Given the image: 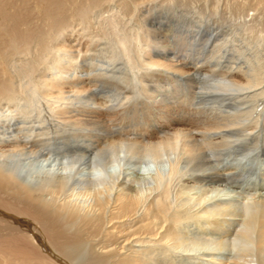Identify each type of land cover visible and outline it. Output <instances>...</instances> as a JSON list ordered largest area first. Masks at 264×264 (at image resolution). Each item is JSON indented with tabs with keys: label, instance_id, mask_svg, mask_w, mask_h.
<instances>
[{
	"label": "bare ground",
	"instance_id": "6f19581e",
	"mask_svg": "<svg viewBox=\"0 0 264 264\" xmlns=\"http://www.w3.org/2000/svg\"><path fill=\"white\" fill-rule=\"evenodd\" d=\"M262 152L264 0H0V264H264Z\"/></svg>",
	"mask_w": 264,
	"mask_h": 264
},
{
	"label": "rangeland",
	"instance_id": "374dc122",
	"mask_svg": "<svg viewBox=\"0 0 264 264\" xmlns=\"http://www.w3.org/2000/svg\"><path fill=\"white\" fill-rule=\"evenodd\" d=\"M163 84H164V82H162ZM121 86H123V84H120ZM179 85V87H181V85H182V87L180 88L181 89V93L183 94V96H187L188 95V90L186 89V85H185V83H183V84H178ZM187 91H186V90ZM124 91V90H123ZM106 93H104V95H105ZM134 94V95H133ZM135 94H136V96H135ZM103 94H101L100 96L98 95V96H95L94 98H95V100L97 101V102H100V100H101V105H100V108H99V111L97 112V114L99 115V117L100 118H102V119H104L105 121H106V123H109L108 124V126H110V128H112L113 130H116V128H117V130L118 129H121L122 128V126H123V128H124V130H127V131H132V132H134V133H136V134H132V137H134V136H139V135H141L144 131H143V129L146 127L147 129H149L148 128V125H145V124H148V123H145L146 121L147 122H149V121H155V119L156 120H158L157 119V117L156 116H154V115H151L150 113V111H148L147 113H148V115H147V113H146V116H145V114H141V113H138L137 115H136V113L137 112H135L136 111V109L138 108V109H140V108H142L145 104H143V106L142 105H140V102H142V100L144 101L145 100V97H143L142 95H140V93L139 92H137V90L136 89H134V93H130V96L133 98V96L135 97V98H133V100H135L136 102H137V100H138V102L134 105L135 106V108L133 107V109H132V107L131 106H133V104L135 103V101L133 102L132 101V98L129 100V101H127V103L125 104V105H123L122 107L120 106V108L119 107H117V110H111V109H109V108H107V106H109L110 104H112L111 103V100H112V98H110L109 99V97L107 98V97H105ZM103 97H105V101H104V98ZM186 98V97H185ZM100 99V100H99ZM103 99V100H102ZM109 99V100H108ZM108 100V101H107ZM107 101V102H106ZM109 101H110V104H109ZM131 101V102H130ZM133 102V103H132ZM105 103V104H104ZM115 103H117L116 101H115ZM114 103V104H115ZM138 103H139V106H138ZM148 104V103H147ZM104 106V107H103ZM106 106V107H105ZM127 106V111H125L124 109H126V108H124V107H126ZM130 106V108H128ZM137 107V108H136ZM148 107H150V106H148ZM122 109V110H121ZM129 109V110H128ZM125 112H124V111ZM113 111H115L117 114H115V113H113ZM119 113H118V112ZM133 113H132V112ZM128 112V113H127ZM132 113V116L131 117H133V119L130 117V115L129 114H131ZM124 114V115H123ZM150 114V115H149ZM109 115H111V116H109ZM113 115L114 116H118L117 117V119H116V117H114V120H112L113 118ZM122 115V116H121ZM138 115H139V117H138ZM108 116V117H107ZM124 116V117H123ZM150 116V117H149ZM152 116V117H151ZM106 117V118H105ZM111 117V118H110ZM123 117V118H122ZM138 117V118H137ZM148 117V118H147ZM137 118V119H136ZM159 121H162V119H159ZM151 123H153V122H151ZM125 126V127H124ZM140 127V128H139ZM123 128H122V130H123ZM141 132V133H140ZM255 156H251V157H249V160L250 159H255L254 158ZM254 167H257L258 168V170H257V172L258 173H254V174H252V175H250L249 176V178L248 179H246V177H242V180L241 181H239V182H233L232 184L231 183H229V186H230V188H232V189H235V190H237V191H239L238 193H241L242 195H250V196H254L255 195V193L256 194H258L257 192H260V191H264V153L262 152L261 153V155L259 156V159H256L255 160V162H254ZM249 174V173H248ZM251 174V173H250ZM244 178V179H243ZM250 180V181H249ZM234 184V185H233ZM244 184V185H243ZM240 185H242L241 187H240ZM248 187H247V186ZM255 196H257V195H255Z\"/></svg>",
	"mask_w": 264,
	"mask_h": 264
}]
</instances>
